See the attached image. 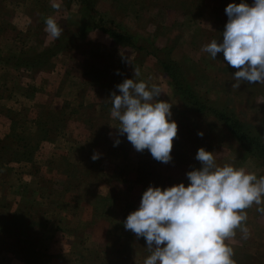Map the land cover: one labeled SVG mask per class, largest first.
Returning <instances> with one entry per match:
<instances>
[{
	"label": "rangeland",
	"instance_id": "obj_1",
	"mask_svg": "<svg viewBox=\"0 0 264 264\" xmlns=\"http://www.w3.org/2000/svg\"><path fill=\"white\" fill-rule=\"evenodd\" d=\"M229 3L241 0H0V114L7 119H0V131L13 119L19 136L17 146L0 149V264H144L151 254L146 241L123 222L149 185L188 186L186 173L201 167L199 148L213 152L218 166L264 177L259 161L222 124L179 102L153 58L118 46L84 19L89 12L96 26L128 34L136 48L166 49L197 97L237 118L264 144V83L233 88L238 69L223 53L212 59L201 52L222 40ZM48 17L63 28L58 39L45 31ZM45 50L49 58L42 66L14 65L17 57ZM125 79L157 86V99L172 104L178 131L169 163L156 161L147 149L137 152L126 134L118 135L110 97L120 94L116 85ZM2 135L9 137L8 130ZM34 145L30 161L10 165L12 149L21 153ZM258 207L264 204L245 210L248 238L237 230L225 241L236 264H264V212ZM27 208L32 229L15 235L14 216Z\"/></svg>",
	"mask_w": 264,
	"mask_h": 264
},
{
	"label": "clouds",
	"instance_id": "obj_2",
	"mask_svg": "<svg viewBox=\"0 0 264 264\" xmlns=\"http://www.w3.org/2000/svg\"><path fill=\"white\" fill-rule=\"evenodd\" d=\"M224 11L228 20L222 40L203 45L201 52L212 59L223 53L227 64L238 69L233 74V88L245 82L264 83V0H253L252 5L243 0L229 3ZM45 31L55 40L63 28L48 17ZM139 75L134 69V76ZM116 87L120 94L111 93L110 114L119 121L115 127L118 135L126 134L137 152L147 149L156 161L169 163L178 131L177 123L170 119L172 104L158 100L161 90L144 81L125 79ZM119 143L117 139L114 146ZM91 158L96 160L99 154ZM195 159L201 167L186 173L188 186L180 183L161 189L149 185L138 209L123 222L126 230L145 239L151 254L144 264H236L234 250L225 241L234 238L237 230L245 239L250 235L245 210L264 204V177L258 179L231 165L218 166L213 152L204 148L197 150ZM257 211L264 212V208Z\"/></svg>",
	"mask_w": 264,
	"mask_h": 264
},
{
	"label": "trees",
	"instance_id": "obj_3",
	"mask_svg": "<svg viewBox=\"0 0 264 264\" xmlns=\"http://www.w3.org/2000/svg\"><path fill=\"white\" fill-rule=\"evenodd\" d=\"M82 3H86L87 0H81ZM87 8L90 11H93V4L90 2L89 4H86ZM88 10V11H89ZM93 13V12H92ZM87 20V23L91 24L92 28L99 29L100 32L105 34L113 43H116L120 47H126V48H133L136 49L138 52L143 53L144 56L151 57L155 60L157 66L159 67L162 74L167 79L169 85L174 91L175 96L179 100V102L184 105L187 109L191 110L192 112L198 113V114H204L209 115L214 118L217 122L222 124L223 128L230 134V136L241 146V148L248 153L249 155L253 156L255 159L259 161L261 164L263 170H264V144L258 139L257 136L252 135L245 125L240 122L237 118H235L232 115H228L225 113L224 110H216L212 108L209 104L206 105L197 95L192 91L188 85L186 84L185 80L182 77L181 71L179 70L178 66L169 59L168 57V51L166 49H157L154 46H150L149 50H144L142 47L136 48L133 46L131 42V38L128 34L117 32L114 29H105L101 26H96L98 24H94L91 22L92 20L89 17V12L87 14V17L84 18ZM4 24L0 22V31H3ZM47 51H41V53H37L34 56H30L29 58L25 57H17L14 59V65L17 68H25L29 65L31 67H37L44 65L47 60ZM14 120L12 119L9 124V137L3 138L6 141L0 140V149H11V145L14 144L17 146L16 140L19 136H15L14 132ZM38 126H40L38 123H36ZM41 134V133H40ZM42 135V134H41ZM43 137V135H42ZM41 137V138H42ZM41 138L39 140H41ZM25 147L26 145H22ZM35 145L32 149L29 147L26 149H23L24 151L15 152L14 149H12L11 152L13 153V156L11 158V161L14 163H19L21 161L28 162L30 161L31 153L35 150ZM24 152V153H23ZM25 196L28 198L29 193L26 191ZM30 213L29 208L25 209L23 214L15 215V221H14V230L13 233L16 235L21 230L31 231L32 229V221L30 217H28V214ZM27 215V216H26ZM23 216V217H22ZM19 220L20 222H24L21 224L16 223V221ZM28 224H26V223ZM22 224H25V226H22ZM31 224V225H30ZM33 225H36L33 224ZM35 255V254H32Z\"/></svg>",
	"mask_w": 264,
	"mask_h": 264
},
{
	"label": "crops",
	"instance_id": "obj_4",
	"mask_svg": "<svg viewBox=\"0 0 264 264\" xmlns=\"http://www.w3.org/2000/svg\"><path fill=\"white\" fill-rule=\"evenodd\" d=\"M2 100H3V99H2ZM1 118H5V117H3V114H0V119H1ZM3 121H7V119L5 118ZM1 129H4V128H1ZM8 129H9V122H7V128H6L5 132H6ZM3 131H4V130H1V131H0L1 134H4V133H5V132L3 133ZM0 138L2 139V138H3V135H2ZM22 164H23V163H22ZM10 165H11V166H16V165H17V166H21V163H20V164H18V163H11ZM21 177H22V176H21ZM23 178H26V177L23 176ZM28 178H29V177H28ZM28 181H29V179H28Z\"/></svg>",
	"mask_w": 264,
	"mask_h": 264
}]
</instances>
